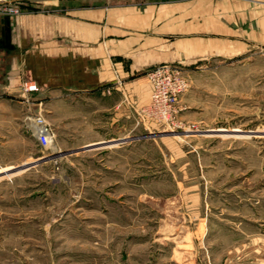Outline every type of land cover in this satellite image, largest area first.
I'll list each match as a JSON object with an SVG mask.
<instances>
[{"label": "rangeland", "instance_id": "1", "mask_svg": "<svg viewBox=\"0 0 264 264\" xmlns=\"http://www.w3.org/2000/svg\"><path fill=\"white\" fill-rule=\"evenodd\" d=\"M231 1L82 3L223 14ZM183 69L182 127L145 125V105L123 128L129 142L86 147L106 136L85 127L84 97L42 111L58 125L52 149L0 152L23 166L0 176V264H264V48Z\"/></svg>", "mask_w": 264, "mask_h": 264}, {"label": "crops", "instance_id": "2", "mask_svg": "<svg viewBox=\"0 0 264 264\" xmlns=\"http://www.w3.org/2000/svg\"><path fill=\"white\" fill-rule=\"evenodd\" d=\"M82 2L0 0L18 5L22 12H0L1 153L36 141L26 128L27 116L47 109L53 114L84 97L85 127L106 136L85 140L86 147L111 137L129 142L121 138L122 131L150 101L151 86L142 77L151 68L164 63L185 68L264 48V7L258 6H264V0H232L225 3L223 14L195 5L189 11L185 3L140 8L87 7ZM28 81L35 82L40 93H26L23 84ZM143 121L153 125L152 120ZM52 124L55 133L58 125ZM21 167L0 163V176L14 175ZM8 168L12 170L1 173Z\"/></svg>", "mask_w": 264, "mask_h": 264}, {"label": "built area", "instance_id": "3", "mask_svg": "<svg viewBox=\"0 0 264 264\" xmlns=\"http://www.w3.org/2000/svg\"><path fill=\"white\" fill-rule=\"evenodd\" d=\"M0 12L6 15H20L21 9L16 4L2 3ZM145 77L151 86V96L149 103L142 110L144 120L159 122L169 129L182 127L177 117L180 112L178 103L180 97L190 88L183 67L174 63L160 64L147 71ZM23 90L29 94L40 93V87L32 81L25 82ZM25 124L41 146L52 149L55 133L42 112L36 116H27Z\"/></svg>", "mask_w": 264, "mask_h": 264}, {"label": "water", "instance_id": "4", "mask_svg": "<svg viewBox=\"0 0 264 264\" xmlns=\"http://www.w3.org/2000/svg\"><path fill=\"white\" fill-rule=\"evenodd\" d=\"M172 134V133H171ZM22 169H23V167H22Z\"/></svg>", "mask_w": 264, "mask_h": 264}, {"label": "bare ground", "instance_id": "5", "mask_svg": "<svg viewBox=\"0 0 264 264\" xmlns=\"http://www.w3.org/2000/svg\"><path fill=\"white\" fill-rule=\"evenodd\" d=\"M161 137V136H160ZM188 245V244H187Z\"/></svg>", "mask_w": 264, "mask_h": 264}]
</instances>
